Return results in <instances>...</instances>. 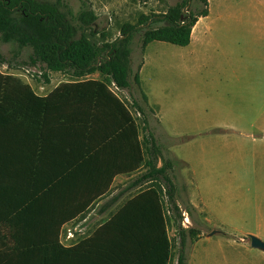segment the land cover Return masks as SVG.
I'll return each instance as SVG.
<instances>
[{"label": "rangeland", "instance_id": "rangeland-1", "mask_svg": "<svg viewBox=\"0 0 264 264\" xmlns=\"http://www.w3.org/2000/svg\"><path fill=\"white\" fill-rule=\"evenodd\" d=\"M65 1L78 10L79 0ZM85 1L97 14L90 32L106 31L112 38L122 22L134 23L140 13H163L181 0ZM210 7L203 41L190 54L187 46L156 40L142 53L141 31L134 34L132 72L144 63L140 85L133 84L131 94L143 106L162 155L172 160L179 206L175 219L195 231L186 235L184 264H264V251L252 248L248 237L264 240V0H210ZM89 38L100 39L98 34ZM15 49V43L0 41L5 57L0 71L37 92L71 78L42 63H24L29 48L14 58ZM107 84L136 114L128 90ZM136 118L146 134L143 117ZM166 216L169 264H176L178 225L170 212ZM211 230L216 232L207 235Z\"/></svg>", "mask_w": 264, "mask_h": 264}, {"label": "trees", "instance_id": "trees-1", "mask_svg": "<svg viewBox=\"0 0 264 264\" xmlns=\"http://www.w3.org/2000/svg\"><path fill=\"white\" fill-rule=\"evenodd\" d=\"M79 1L80 6L74 11L65 0H0V41L15 43L13 57L17 58L24 48H29L24 63L31 66L42 63L48 70L63 71L71 77L58 83L48 94L38 95L19 77L0 71V135L10 132L18 116L33 121L40 138L46 127L62 122L81 126L90 134L100 112L112 118L120 130L129 127L137 151V160L131 170L143 165L145 170L138 182L146 181L147 185L139 188L102 228L116 224L130 209L140 210L148 260L153 264L156 261L157 264H169L171 243L166 213H171L173 223L177 222L175 215L179 216L177 188L171 175L173 164L170 158L162 155L148 128L143 106L131 94L132 85L139 86V73L138 69L132 72L130 44L134 34L141 31V52L154 40L187 45L192 26L198 17L207 14V0H181L168 6L163 13H141L134 23L123 22L118 36L102 42L89 38L95 34L90 28L97 16L85 0ZM99 35L103 37L104 33ZM4 59L0 53V62ZM95 72L98 78L87 77ZM43 76L48 82L47 76ZM107 82L117 89L128 90L132 107L143 117L142 129L146 134L142 138L138 137L139 125L130 109ZM142 98L146 100L144 94ZM67 115H77L78 119L68 122ZM107 188V185L100 187L98 194H103ZM51 221L54 220L44 219L41 225L46 228L55 226L52 233L0 232V264H63V255L74 248H65L59 243L61 221L54 224ZM30 222L35 226L41 221L34 219ZM194 232V229L178 225L176 264L185 263L186 235H194ZM109 253L117 259L126 255V251L119 247L110 249Z\"/></svg>", "mask_w": 264, "mask_h": 264}, {"label": "crops", "instance_id": "crops-1", "mask_svg": "<svg viewBox=\"0 0 264 264\" xmlns=\"http://www.w3.org/2000/svg\"><path fill=\"white\" fill-rule=\"evenodd\" d=\"M210 13V0H207V14L198 17L192 26L186 53L197 50L203 41ZM119 26L114 37L119 35ZM101 32L103 37L99 35ZM96 34L100 38L94 39L96 42L114 38L106 31ZM143 63L144 60L138 73ZM26 83L38 95H46L54 88L39 93ZM130 112L138 124V112ZM74 116L66 120H77V115ZM15 120L10 132L0 135V232L52 233L55 226L43 227L44 219L54 220L52 224L61 221L59 243L74 248L63 255V264H153L147 257L140 210L130 209L116 224L102 228L146 183L138 182L145 170L143 165L131 170L137 151L129 127L120 130L112 118L100 112L90 134L81 126L62 122L46 127L40 138L38 127L29 118L18 116ZM142 136L139 129V139ZM106 185L107 190L98 194L100 187ZM34 219L41 222L34 226L30 222ZM115 247L126 251V255L119 259L109 256V250Z\"/></svg>", "mask_w": 264, "mask_h": 264}, {"label": "water", "instance_id": "water-1", "mask_svg": "<svg viewBox=\"0 0 264 264\" xmlns=\"http://www.w3.org/2000/svg\"><path fill=\"white\" fill-rule=\"evenodd\" d=\"M215 232H216V230H211L208 233V235L214 234ZM248 237H249V245L252 248L264 251V240L263 239L259 238L256 235H253V234H248Z\"/></svg>", "mask_w": 264, "mask_h": 264}, {"label": "built area", "instance_id": "built-area-1", "mask_svg": "<svg viewBox=\"0 0 264 264\" xmlns=\"http://www.w3.org/2000/svg\"><path fill=\"white\" fill-rule=\"evenodd\" d=\"M182 216V224L185 225V223H188V215L185 211H183Z\"/></svg>", "mask_w": 264, "mask_h": 264}]
</instances>
